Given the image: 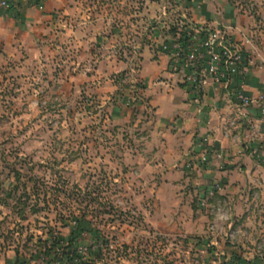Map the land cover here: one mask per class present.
Segmentation results:
<instances>
[{
  "label": "rangeland",
  "instance_id": "rangeland-1",
  "mask_svg": "<svg viewBox=\"0 0 264 264\" xmlns=\"http://www.w3.org/2000/svg\"><path fill=\"white\" fill-rule=\"evenodd\" d=\"M220 19L264 67V0H61L0 27V264H264V118L239 115L250 173L223 177L149 103L155 63L180 75L172 44Z\"/></svg>",
  "mask_w": 264,
  "mask_h": 264
},
{
  "label": "crops",
  "instance_id": "crops-1",
  "mask_svg": "<svg viewBox=\"0 0 264 264\" xmlns=\"http://www.w3.org/2000/svg\"><path fill=\"white\" fill-rule=\"evenodd\" d=\"M10 1L11 8L0 11V27L5 26L12 33L20 29L29 32L36 27L37 18H43L61 4V0H41V6L33 0ZM235 15L234 11L228 10L222 16L227 21V17H235ZM203 18H210V14H204ZM218 23L228 29L232 37L237 34L234 26L225 24L222 19ZM9 36V39L14 40L15 36L11 38ZM242 46L245 52H254L249 42L245 45L242 43ZM147 61L144 60V63ZM166 62L163 58L161 65L155 63L154 71L152 70V75L149 77L150 80H154L149 86V103L155 114V126L159 129V134L178 137L176 144L180 145L181 157H192L194 153L198 156L197 153L201 150L204 153V155L200 154L201 159L206 160L204 163V167L207 168L206 173L214 172L223 177L250 173L249 166L252 160L246 152H243V146H241L239 134L244 128L240 123L244 120L243 118L240 120L239 115L246 112L252 114V117H256L253 116L255 114L258 117L259 109L255 106L247 109L235 106L228 92L214 84L208 85L203 95L195 100L188 93L181 76L170 72ZM240 82L243 83L245 92L251 97L258 98L264 95L263 65L255 63L253 67L248 68L242 76L236 78V84ZM229 121H235L234 125H228ZM238 123L240 129L235 128ZM203 136L208 137L212 154L218 158V161L213 160L211 153L204 152V148L200 145Z\"/></svg>",
  "mask_w": 264,
  "mask_h": 264
},
{
  "label": "built area",
  "instance_id": "built-area-1",
  "mask_svg": "<svg viewBox=\"0 0 264 264\" xmlns=\"http://www.w3.org/2000/svg\"><path fill=\"white\" fill-rule=\"evenodd\" d=\"M33 1L41 6V0ZM9 8L10 0H0V11ZM200 32L172 44L171 67L180 74L188 93L198 100L208 85H219L232 97L235 106L245 109L255 106L264 118V95L253 98L245 92L242 82L236 84V78L252 64L242 45L223 28H202ZM234 122L227 123L234 125ZM257 135L264 137V130L258 131ZM209 143L207 136L200 140L204 152L212 153Z\"/></svg>",
  "mask_w": 264,
  "mask_h": 264
},
{
  "label": "trees",
  "instance_id": "trees-1",
  "mask_svg": "<svg viewBox=\"0 0 264 264\" xmlns=\"http://www.w3.org/2000/svg\"><path fill=\"white\" fill-rule=\"evenodd\" d=\"M180 39H181L182 41H184V40H185V38H182V37H181ZM81 219H82V217H81ZM77 256H78V257H80L79 255H77Z\"/></svg>",
  "mask_w": 264,
  "mask_h": 264
}]
</instances>
